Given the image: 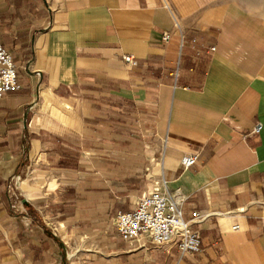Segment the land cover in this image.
<instances>
[{
	"label": "crops",
	"instance_id": "1",
	"mask_svg": "<svg viewBox=\"0 0 264 264\" xmlns=\"http://www.w3.org/2000/svg\"><path fill=\"white\" fill-rule=\"evenodd\" d=\"M179 11L0 0L21 85L0 99V264H264V20ZM158 187L200 252L121 238Z\"/></svg>",
	"mask_w": 264,
	"mask_h": 264
},
{
	"label": "built area",
	"instance_id": "2",
	"mask_svg": "<svg viewBox=\"0 0 264 264\" xmlns=\"http://www.w3.org/2000/svg\"><path fill=\"white\" fill-rule=\"evenodd\" d=\"M164 39H168L167 34ZM131 59L127 58L129 61ZM17 70L13 54L0 45V99L6 93L21 89ZM260 130L261 125H258L255 133ZM197 160V155H186L181 162L185 168H190ZM194 216L195 219L199 218V213H194ZM115 227L127 242L146 235L158 246L175 243L182 254L198 253L201 250V234L183 219L177 203L160 187L143 195L134 211L117 215ZM234 229L239 227L235 226Z\"/></svg>",
	"mask_w": 264,
	"mask_h": 264
},
{
	"label": "rangeland",
	"instance_id": "3",
	"mask_svg": "<svg viewBox=\"0 0 264 264\" xmlns=\"http://www.w3.org/2000/svg\"><path fill=\"white\" fill-rule=\"evenodd\" d=\"M165 3L175 13L179 9L182 16L194 15L212 5L221 6L228 3H236L264 20V0H165Z\"/></svg>",
	"mask_w": 264,
	"mask_h": 264
}]
</instances>
